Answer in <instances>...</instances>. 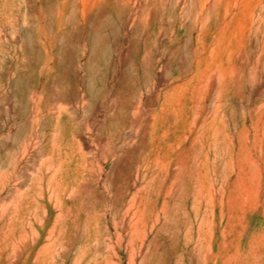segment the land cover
<instances>
[{"label":"rangeland","instance_id":"obj_1","mask_svg":"<svg viewBox=\"0 0 264 264\" xmlns=\"http://www.w3.org/2000/svg\"><path fill=\"white\" fill-rule=\"evenodd\" d=\"M0 264H264V0H0Z\"/></svg>","mask_w":264,"mask_h":264}]
</instances>
